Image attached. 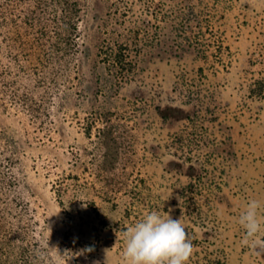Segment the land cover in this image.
I'll return each instance as SVG.
<instances>
[{
    "label": "rangeland",
    "instance_id": "374dc122",
    "mask_svg": "<svg viewBox=\"0 0 264 264\" xmlns=\"http://www.w3.org/2000/svg\"><path fill=\"white\" fill-rule=\"evenodd\" d=\"M42 1L0 19V264H123L151 211L180 218L187 264H264V231L244 244L238 223L264 203V0H72L61 58Z\"/></svg>",
    "mask_w": 264,
    "mask_h": 264
},
{
    "label": "clouds",
    "instance_id": "9594fccd",
    "mask_svg": "<svg viewBox=\"0 0 264 264\" xmlns=\"http://www.w3.org/2000/svg\"><path fill=\"white\" fill-rule=\"evenodd\" d=\"M261 209L264 203L252 199L240 212L238 223L245 230L244 244L264 231ZM122 240L123 264H187L194 251L180 218L173 219L158 211L146 213L140 221L127 227Z\"/></svg>",
    "mask_w": 264,
    "mask_h": 264
},
{
    "label": "trees",
    "instance_id": "16d2710c",
    "mask_svg": "<svg viewBox=\"0 0 264 264\" xmlns=\"http://www.w3.org/2000/svg\"><path fill=\"white\" fill-rule=\"evenodd\" d=\"M27 2L29 4H33V8L31 9V14H33L34 21H36V18L38 17V14L40 11L43 10V4L44 2L42 0H0V19L4 18L7 20L8 18L16 19L17 17L21 16L19 14L17 8L18 6L23 3ZM61 5L57 6L59 7V12L63 13L62 20H58V23L62 26V29L64 32H61V35H65V41L62 42V44H59L58 46V53L56 54V57L65 56V53L68 55L71 53V51L78 50V23H77V17L79 11L78 2L72 1V0H59ZM43 13V12H42ZM28 13H26V18H24L25 23H32L35 25V22H32L31 17H27ZM42 34H46L47 30L41 28ZM62 45V46H61ZM53 50V49H52ZM65 51L64 54H62L61 51ZM61 53V54H60ZM50 55V53H49ZM107 60L113 63L116 66H119V68L122 69V71H128L130 70V67L128 68V65H132L134 62L132 60V54L129 49V46L126 44H116V46H111L110 50L106 52ZM171 107V106H170ZM176 109V108H173ZM177 110V109H176ZM162 114L164 116H169L170 113L166 110H162Z\"/></svg>",
    "mask_w": 264,
    "mask_h": 264
}]
</instances>
